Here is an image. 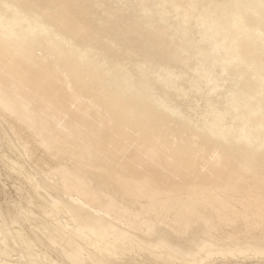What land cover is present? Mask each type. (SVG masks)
Here are the masks:
<instances>
[{"label":"bare ground","instance_id":"1","mask_svg":"<svg viewBox=\"0 0 264 264\" xmlns=\"http://www.w3.org/2000/svg\"><path fill=\"white\" fill-rule=\"evenodd\" d=\"M212 263L264 264V0H0V264Z\"/></svg>","mask_w":264,"mask_h":264},{"label":"rangeland","instance_id":"2","mask_svg":"<svg viewBox=\"0 0 264 264\" xmlns=\"http://www.w3.org/2000/svg\"><path fill=\"white\" fill-rule=\"evenodd\" d=\"M177 82H178L177 80L174 81L175 85L177 84ZM208 93L209 92L204 94L203 97L198 95L197 96L198 103L195 105V107L193 106L192 108L190 107V108L185 109L183 111V115L186 118H189V119H192V120L199 118V116H201V115L199 113L198 106L202 105L205 100H208V97H209ZM175 102L180 103V105H181L180 98L176 97L175 98ZM203 121H207V120H205L203 118ZM205 147H208L207 150H214L211 145L205 146ZM196 151H198V150H196ZM209 153L210 152H206V154H203L200 151L201 157H205V158L208 157ZM202 161H206V160L197 159L195 164L196 165H198V164L201 165ZM230 183H228L227 181H226V183L221 181L218 184H214V185L209 186L208 188H206L204 190L205 192L211 193V194H214V195H213L211 200L205 201L204 203L215 206V210H217L220 213H223V212L230 213V212H232V209H233L232 206L233 205H232V201H231L230 195H231V192L233 191L232 189L234 188L232 186H236V183H232V182H230ZM246 187L247 186L245 184H240V185H238L235 188L244 191L245 190L244 188H246ZM212 200H214V201H212ZM160 202L163 203V205L165 207H168L170 210L174 209V210L182 211V210H187L188 207H190V206H192V205H194V204H196L198 202H201V201L199 199H197V198H190V197L185 198L184 196H180L179 197V196L171 195V196H163V197H161L160 198ZM227 229H229V227ZM150 239H156V237L152 236Z\"/></svg>","mask_w":264,"mask_h":264}]
</instances>
